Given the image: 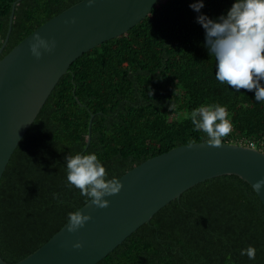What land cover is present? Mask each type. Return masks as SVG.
<instances>
[{"label":"trees","instance_id":"16d2710c","mask_svg":"<svg viewBox=\"0 0 264 264\" xmlns=\"http://www.w3.org/2000/svg\"><path fill=\"white\" fill-rule=\"evenodd\" d=\"M14 1L0 0V46ZM79 1L20 0L0 56ZM192 2L158 0L136 25L83 53L60 77L0 179L5 261L36 250L67 222L68 212L87 202L78 189L66 187L65 155L95 152L109 176L118 178L175 146L207 141L184 114L214 104L227 109L232 124L223 142H253L264 152V102H256L251 90L236 92L215 79ZM231 3L204 0L200 11L215 19ZM249 245L256 248L255 260L240 255ZM96 264H264V206L236 175L206 179L160 208Z\"/></svg>","mask_w":264,"mask_h":264},{"label":"water","instance_id":"95a60500","mask_svg":"<svg viewBox=\"0 0 264 264\" xmlns=\"http://www.w3.org/2000/svg\"><path fill=\"white\" fill-rule=\"evenodd\" d=\"M12 3L8 29L0 46L6 45L16 4ZM158 0H81L52 16L0 56V179L20 140L70 64L93 47L120 36L150 12ZM55 42L51 51L32 55L29 44L35 36ZM93 114L90 116L88 139ZM236 175L247 182L264 206V152L244 144L207 141L175 146L154 155L117 179L118 193L104 197L107 207L86 202L79 210L91 219L74 232L67 222L36 250L0 264H96L140 225L182 192L206 179ZM80 241L81 247L74 248Z\"/></svg>","mask_w":264,"mask_h":264},{"label":"clouds","instance_id":"9594fccd","mask_svg":"<svg viewBox=\"0 0 264 264\" xmlns=\"http://www.w3.org/2000/svg\"><path fill=\"white\" fill-rule=\"evenodd\" d=\"M88 2L91 4L92 0ZM189 7L197 13L195 19L204 29L203 44L214 58L215 79L236 92L251 90L256 102H264V0H232L226 12L215 19L200 11L204 0H193ZM54 46V41L37 35L29 49L39 58L41 49L51 51ZM184 117L191 120L194 131L206 134L207 143L212 146H220L222 138L232 130L227 109L220 104L197 107ZM64 164L66 187L78 189L81 197L97 207H107L109 201L104 197L118 193L122 187L115 176H109L95 152L65 155ZM261 186L264 178L254 185L256 189ZM56 195L53 194L54 198ZM90 219L79 209L70 211L66 216L67 230L74 232ZM72 246L82 245L76 241ZM240 255L255 260L256 248L252 245L242 248Z\"/></svg>","mask_w":264,"mask_h":264},{"label":"built area","instance_id":"2783aa9c","mask_svg":"<svg viewBox=\"0 0 264 264\" xmlns=\"http://www.w3.org/2000/svg\"><path fill=\"white\" fill-rule=\"evenodd\" d=\"M247 146L256 148L253 142H250Z\"/></svg>","mask_w":264,"mask_h":264},{"label":"rangeland","instance_id":"374dc122","mask_svg":"<svg viewBox=\"0 0 264 264\" xmlns=\"http://www.w3.org/2000/svg\"><path fill=\"white\" fill-rule=\"evenodd\" d=\"M247 146V145H246Z\"/></svg>","mask_w":264,"mask_h":264}]
</instances>
